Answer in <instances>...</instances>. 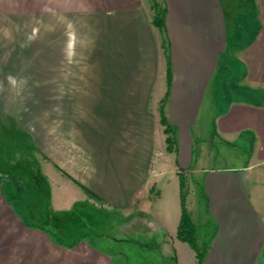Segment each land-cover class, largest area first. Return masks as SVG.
Segmentation results:
<instances>
[{"label": "crops", "instance_id": "0c3cea01", "mask_svg": "<svg viewBox=\"0 0 264 264\" xmlns=\"http://www.w3.org/2000/svg\"><path fill=\"white\" fill-rule=\"evenodd\" d=\"M160 4L165 7L162 28L153 23L152 5L145 0H0V13L25 12L28 17H11V44L18 41L21 23L32 26V13L48 21L50 13H59L61 29L70 28L69 22L75 29L60 35L59 52L47 47L40 55L45 59L43 84L32 81V73L37 75L32 48L23 64L14 60L17 51H4L0 40V64L10 56L11 67L18 68L17 78L8 80L0 66V124L11 132L21 128L32 142L29 152H35L49 207L57 212L81 202L122 212L142 209L158 166L175 152L179 160L164 184L173 190L172 198L156 214L174 263H196L194 249L176 235L180 174L186 170L199 174L195 183L215 226L204 236L209 246L201 264H264V103L258 101H264V0ZM228 13L233 17L227 24ZM215 21L219 35L212 31ZM70 43H75L71 51ZM226 66L238 91L224 88L218 97L211 89L206 123L211 135L228 144L239 141L245 161L196 170L189 154L191 127L202 122L205 92ZM53 91L60 92L59 102H32V92ZM162 102L170 129L178 125L179 149L175 143L166 148ZM23 216L0 184V264H114L87 238L61 246L44 226L28 224Z\"/></svg>", "mask_w": 264, "mask_h": 264}, {"label": "rangeland", "instance_id": "374dc122", "mask_svg": "<svg viewBox=\"0 0 264 264\" xmlns=\"http://www.w3.org/2000/svg\"><path fill=\"white\" fill-rule=\"evenodd\" d=\"M145 1L150 6L153 1L161 3V0ZM217 13L219 15L220 11L215 12V19H217ZM50 14L53 15V18L48 21L42 20L38 13H32V26L26 28L24 26L25 23H21L20 27H18L20 32L19 38H17L18 41L11 44L10 32L13 28L7 26V24L10 25L11 17L15 18L17 15L23 21H27L28 17H26L25 12L0 13V18L3 19L0 27L2 39L0 40L4 42V51H17V57L14 60L20 59L22 60L20 62L25 64L28 62L26 55L29 51L27 49L28 47L32 48V64L37 71V75L32 73V81L36 80L34 82L36 84H43L44 82L43 69L45 59H42L40 55L44 54L47 47L52 48L55 52H59L60 35H72L75 32L71 22H69L70 28L61 29V17L58 15L59 13L52 12ZM232 14L228 13L226 17L227 24L231 23ZM69 19H72V17L70 16ZM219 29H221V26L219 27L218 21H215L212 31L217 34ZM230 30L231 27L228 28L229 34ZM28 35L31 36L27 37ZM26 40H32V44H27ZM74 44L70 43V51L71 46L74 47ZM16 47L18 49L15 50ZM35 54L38 56H34ZM223 56L226 55H221V57ZM227 57L230 59L229 56ZM11 62V57L9 56L4 61H1L0 66L8 80H15L17 78L15 72L18 68H12ZM226 63L227 61L223 63L224 66ZM231 77L227 66L220 74L218 73L213 76L212 83L207 88L206 95H204L202 122L200 121L199 125L191 127L193 137L189 154L191 155V167H194L196 170L201 168L200 166L224 167L240 165L245 161L244 146L239 141L228 144L221 140L219 136L211 135L212 129L206 123V104H208L209 98L211 99V89L216 90L215 94L218 97L224 96V88L227 89L226 92L232 94L238 91V81ZM223 83H226V85ZM237 96H240V94H237ZM31 98L32 102L35 101L36 105H42L46 100L56 103L60 101V92H32ZM258 101L264 103L261 98H258ZM171 125L173 126L174 143L179 149L178 125ZM6 126L0 124V184L2 185L4 194L11 199L18 212L22 216L24 215V220L28 224L34 222L39 225H45L59 220L62 225L56 228L52 224L51 229L53 228L54 231L61 235L65 234L63 238L69 241L74 238L77 232H89L91 234L87 239L108 252L112 256L114 264H175L173 258L170 257L173 255L172 247L164 242L166 230L159 225L156 216L159 211L167 209V205L172 198L173 190L169 189V186L164 187V184L171 178L169 171L174 165L175 160H179L175 152L166 154V159L158 166L160 168L158 176L148 189L147 205L145 204L142 207L143 210L133 208L130 212H122L113 207H107L102 203L81 202L74 204L67 211V217L63 218V216H59L57 211L51 210L49 207L48 187L45 176L41 174L39 164L34 163L35 152H29V149L32 148V142L21 128H16L18 131L14 129L11 132L7 130L8 128L6 129ZM197 132L198 134H196ZM21 170L27 173L24 174ZM27 170H31V172ZM198 175L195 172L188 173L185 170V175L182 176V192L185 196L184 203L186 210L196 225V238L198 244H200L201 238L207 236L206 234L210 230L213 231L215 226L212 220H210L205 207V201L202 200V196H200L199 189L195 183ZM32 178L38 179V182L44 188L42 189L36 186L34 182L32 183ZM37 204L39 205L36 210ZM51 207L54 209L55 205Z\"/></svg>", "mask_w": 264, "mask_h": 264}, {"label": "trees", "instance_id": "16d2710c", "mask_svg": "<svg viewBox=\"0 0 264 264\" xmlns=\"http://www.w3.org/2000/svg\"><path fill=\"white\" fill-rule=\"evenodd\" d=\"M151 5L153 8V12H154L153 13V23L156 26H158L159 28H162L163 23H164L165 7L162 4L158 3L157 1H153ZM159 111H160V120H161L162 124L164 125L165 132L167 133L166 148L170 149L172 147V145L174 144V135H173V132L170 129L169 124H168V122L165 118V115L163 113V102L160 104ZM27 171L31 172V170H27ZM21 172L24 174L27 173V172L22 171V170H21ZM32 173H33V165H32ZM182 176H183V174H180V179H181L180 180V182H181V192H180L181 215H180L179 223L177 226L176 235L178 238L186 241L194 249V251L196 253V263L195 264H201L202 258H203L204 254H205V252L209 246V240L206 237H203L201 239L200 244H198V242H197L196 225L191 220V217L189 216V214L186 210V207H185V203H184V197L185 196H184V193L182 192ZM32 180H33L32 183L34 182V184L36 186H39L42 189L44 188L41 186L40 182H38V179L32 178ZM34 180L38 183H36ZM83 189L89 194L90 197L96 198V195L94 193H92L89 189H87L86 187H83ZM93 209H95V208H93ZM81 210H83V209H81ZM58 213H59V216H63V218L67 217V215H68L67 211L58 212ZM139 214H140V212H139ZM51 223L53 224V227H56V228H58V227H60V225H62V224H60L59 220H55L54 222H51ZM52 224H45V225L41 224V227L44 226L45 231L48 232L51 239L55 243H57L61 246H74L80 240L87 238L91 234L89 232H77V233H75L74 238L71 241L65 240L63 238L65 234L61 235L60 233L54 231L53 228L51 229Z\"/></svg>", "mask_w": 264, "mask_h": 264}]
</instances>
